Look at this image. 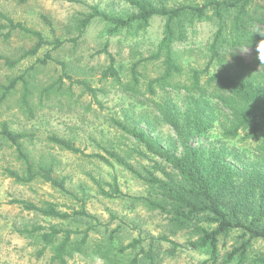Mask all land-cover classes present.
I'll list each match as a JSON object with an SVG mask.
<instances>
[{"label":"rangeland","instance_id":"rangeland-1","mask_svg":"<svg viewBox=\"0 0 264 264\" xmlns=\"http://www.w3.org/2000/svg\"><path fill=\"white\" fill-rule=\"evenodd\" d=\"M180 1L169 0L168 5H177ZM91 7L114 17L132 12L121 0H27L24 3L0 0V12L8 19L40 31L49 41L63 42L56 50L45 47L35 58L22 60L13 70H7L0 60V83L7 85L8 79L24 74L31 93L29 113L21 106L22 86L18 84L0 105V125L6 123L14 133L31 135L24 146L32 161L36 162L43 155L52 157L56 175L66 178V193L41 181L16 184L2 171L6 168L20 170L21 163L14 149L0 141V264H54L51 248H45L41 256L38 254L44 249L40 235L49 233L51 228L71 233V254L65 258L66 264H117L116 259L119 264H128L131 255L121 257L116 247L135 239H144L143 245L147 247L149 237L159 236L179 244L185 241L184 234L173 235L162 217L149 212L142 201L109 198L101 193L103 190L111 194V186L116 182L123 195L152 198L154 190L144 180L115 163L105 165L52 147L48 137L55 135L65 139L85 155L114 151L142 177L149 171L162 178L156 166L169 169L167 164L123 134L117 124L142 132L151 143L173 151L175 135L164 122L161 108L184 107L191 91V71L206 68L207 49L215 28L208 22H197L187 28L183 40L173 45L181 73L168 81L167 88H161V84L154 81L163 74L162 59L157 62L148 59L157 51L165 20L154 17L145 30L133 26L127 31L110 32L107 22L93 19L79 36L76 24L91 12ZM0 24L5 22L0 20ZM2 40L0 37V57L12 60L19 58L22 50L32 44L20 34ZM46 54L51 59L40 64L38 59ZM239 59L251 62L252 51L243 48L228 52L225 64L232 67ZM111 63L119 81L104 77ZM133 67L137 73L136 83L132 79ZM219 68L218 62H214L208 68V75L202 74L200 81L214 106L219 94L207 86L206 81ZM150 84L153 85L149 89ZM87 86L95 89L94 96L87 91ZM44 88L50 89L48 93H42ZM193 144L197 148L216 150L223 146L235 165L252 163L258 158L254 141L247 139L244 133L223 140L217 125L195 138ZM15 201L40 208L52 204L61 213L85 211L89 217L47 218L25 210ZM85 231L89 235L82 243ZM62 239L63 234H60L54 245ZM170 248V244H155L154 255L159 264H197L205 259V254L183 248L170 255L166 252ZM253 250L264 253V241H255Z\"/></svg>","mask_w":264,"mask_h":264},{"label":"trees","instance_id":"trees-1","mask_svg":"<svg viewBox=\"0 0 264 264\" xmlns=\"http://www.w3.org/2000/svg\"><path fill=\"white\" fill-rule=\"evenodd\" d=\"M21 1L24 3L27 0ZM121 1L132 9L130 14L114 17L97 7H91V12L76 24L78 35L85 32L93 19L107 22L111 27L110 32H116L127 31L133 26L145 30L152 18H163L162 38L157 51L148 59L155 62L162 59L163 74L154 81L161 84V88H167L168 81L181 73L173 45L183 40L187 28L197 22H208L215 28L207 49L209 60L206 68L203 71H191V91L185 99L184 107L161 108L164 122L175 135L176 146L173 151L151 143L142 132L117 124L123 134L138 145H143L148 153L165 162L169 169L156 166L162 178L149 171L142 177L114 151H107L105 155H85L71 142L55 135L48 137V143L61 151L95 159L105 165L115 163L144 180L154 190L152 198L123 195L116 182L111 186V194L103 190L101 193L109 198L142 201L149 212L162 217L165 227L173 235H185L183 244L159 236L149 237L147 247L143 245L144 239H135L125 246L116 247L121 257L131 255L128 264H159L153 247L161 243L171 245L166 251L170 255L182 248L205 254V259L197 264H264V253H254L253 250L255 241H264V53L259 47L264 43V0H181L172 6L168 5L169 0ZM0 20L5 22L0 24L2 41L20 34L32 43L22 50L16 60L0 57L7 70H13L24 59L35 58L45 47L51 46L56 50L63 45L62 41H49L40 31L13 22L1 12ZM3 31L6 33L3 34ZM243 48L252 51L251 62L244 63L239 59L232 67L225 64L228 52ZM50 59L49 54H46L38 62L45 64ZM214 62H218L220 68L216 74L207 78L206 85L213 87L219 94L215 106L200 85L201 75H208V68ZM134 68L132 79L136 83L137 73ZM104 77L120 80L112 63ZM5 84L0 83V105L21 84V106L30 113L28 98L31 93L26 76L22 74L8 79ZM152 85H149V89ZM86 89L94 96L95 89L89 86ZM49 90L44 88L41 91L46 94ZM214 125L220 128L223 140H231L244 133L247 139L255 142V155L258 158L252 163L239 162V165H235L228 158V149L223 146L219 150L195 147L194 139L212 130ZM30 137L26 133H14L6 123H1L0 141L14 149L16 159L21 163L20 170L6 168L3 174L19 185L41 181L52 189L66 193V178L56 175L52 157L43 155L36 162L32 161L24 146ZM15 203L47 218L68 220L72 216L89 217L85 211L61 213L52 204L40 208L22 201ZM60 234H63L62 241L54 245ZM88 235V231L83 233L82 243L87 241ZM40 240L44 249L38 253L39 256L49 247L53 253L51 261L54 264H66L65 258L71 254L70 232L51 228L49 233L40 235ZM116 262L119 264L120 261L116 259Z\"/></svg>","mask_w":264,"mask_h":264},{"label":"clouds","instance_id":"clouds-1","mask_svg":"<svg viewBox=\"0 0 264 264\" xmlns=\"http://www.w3.org/2000/svg\"><path fill=\"white\" fill-rule=\"evenodd\" d=\"M259 47H260V51H261L262 53H264V43H261Z\"/></svg>","mask_w":264,"mask_h":264}]
</instances>
